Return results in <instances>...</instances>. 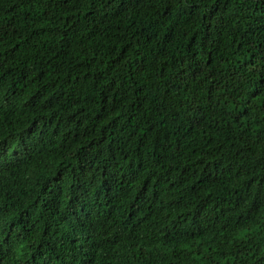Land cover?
I'll return each mask as SVG.
<instances>
[{
	"label": "trees",
	"instance_id": "trees-1",
	"mask_svg": "<svg viewBox=\"0 0 264 264\" xmlns=\"http://www.w3.org/2000/svg\"><path fill=\"white\" fill-rule=\"evenodd\" d=\"M0 264H264V0H0Z\"/></svg>",
	"mask_w": 264,
	"mask_h": 264
}]
</instances>
